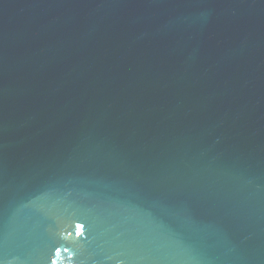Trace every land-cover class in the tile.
<instances>
[{
	"label": "water",
	"instance_id": "1",
	"mask_svg": "<svg viewBox=\"0 0 264 264\" xmlns=\"http://www.w3.org/2000/svg\"><path fill=\"white\" fill-rule=\"evenodd\" d=\"M0 264H264V0H0Z\"/></svg>",
	"mask_w": 264,
	"mask_h": 264
}]
</instances>
